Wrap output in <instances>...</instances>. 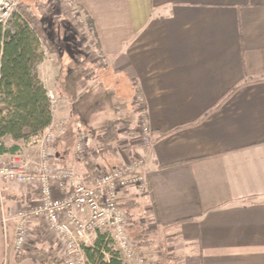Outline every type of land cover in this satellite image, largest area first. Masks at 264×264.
<instances>
[{
    "label": "crops",
    "instance_id": "crops-1",
    "mask_svg": "<svg viewBox=\"0 0 264 264\" xmlns=\"http://www.w3.org/2000/svg\"><path fill=\"white\" fill-rule=\"evenodd\" d=\"M23 1L56 9L41 19L50 46L46 40L40 75L58 98L54 124L63 130L52 162L89 182L97 169L145 160L147 191L130 188L118 202L134 211L129 217L141 215L128 232L148 264H264V0H71L93 21L86 45L63 1ZM88 44L96 57L77 67ZM239 85L199 124L160 137ZM86 100L93 119L79 109ZM141 112L152 144L142 141ZM114 120L118 138L105 151L90 134L95 127L104 136ZM5 197L13 209L38 202L34 188L16 182L5 184ZM30 232L38 242L51 236L42 220ZM52 239L48 247L57 246ZM13 241L14 233V251Z\"/></svg>",
    "mask_w": 264,
    "mask_h": 264
},
{
    "label": "built area",
    "instance_id": "built-area-1",
    "mask_svg": "<svg viewBox=\"0 0 264 264\" xmlns=\"http://www.w3.org/2000/svg\"><path fill=\"white\" fill-rule=\"evenodd\" d=\"M20 1L0 0V32L5 31ZM57 1L64 2L80 30L92 39L90 27L80 17L75 4L71 0ZM100 60L106 65L103 55ZM48 97L54 109L58 98L52 90H48ZM140 127L144 134L142 141L152 144L145 112H141ZM62 133L53 120L44 133L29 142V152L0 157V215L5 231L9 223L13 227L15 254L21 257L28 251L32 224L42 220L62 249L64 264H92L85 247H93L101 232H106L108 246L123 263L148 264L130 238V217L118 202L119 195L130 188L147 191L145 160L135 157L110 170L97 169L91 174L90 181L85 182L73 168L59 167L52 162L55 144ZM86 147L87 136L81 133L75 146L81 159ZM10 182L34 188L38 202L16 209L8 207L5 184ZM58 191L59 196L56 195ZM103 254L110 258L105 249Z\"/></svg>",
    "mask_w": 264,
    "mask_h": 264
},
{
    "label": "trees",
    "instance_id": "trees-1",
    "mask_svg": "<svg viewBox=\"0 0 264 264\" xmlns=\"http://www.w3.org/2000/svg\"><path fill=\"white\" fill-rule=\"evenodd\" d=\"M49 6L50 3L38 4L37 9L39 13L46 15ZM34 11V6H29L21 0L5 31L0 32V156L22 154L23 145L44 133L54 120L48 90L40 75L47 36L43 28H40L39 14L36 15ZM86 22L91 29L94 28L91 18H87ZM79 32L86 45L88 41L84 38L85 33ZM86 52L89 53L87 46ZM95 57L93 52L86 55L82 61L80 57L77 67H85L88 61ZM89 70L84 69V74ZM239 87L240 85L234 87L218 105L197 121L162 133L160 137L199 124L227 101ZM118 123V120H114L107 124L102 143L105 151L112 150L111 144L118 138ZM106 238V232H101L96 236L93 247H85L88 261L92 264H125L108 246ZM104 249L110 253L109 259L103 254ZM26 258L32 259L34 264H64L61 248L39 246L34 242H31L28 251L17 259L21 261Z\"/></svg>",
    "mask_w": 264,
    "mask_h": 264
},
{
    "label": "rangeland",
    "instance_id": "rangeland-1",
    "mask_svg": "<svg viewBox=\"0 0 264 264\" xmlns=\"http://www.w3.org/2000/svg\"><path fill=\"white\" fill-rule=\"evenodd\" d=\"M57 1V0H55ZM24 2V1H23ZM25 4H27V2L25 1L24 2ZM38 4H47L45 2H34L32 3V5H29V6H34V13L37 15L39 14V18H40V25H41V19L44 17V16H47V15H50L52 13V16L56 15V9L53 7H51V5L48 7V14L46 15H42L41 13H39L38 9H37V5ZM65 15H67V17L74 23H76L77 25V22H76V18L72 17V15L70 14L69 11H67V9L65 8ZM40 28H43L42 25L40 26ZM77 28H78V31H79V27L77 25ZM80 33V32H79ZM54 35V32L52 31V36ZM47 38V37H46ZM88 43L90 42V39H88L85 35L84 37ZM48 39V38H47ZM46 41V39H45ZM47 45L50 46V42L47 40ZM87 48L89 49V52L92 50L93 47H89V44L87 45ZM93 60L91 61H88V64L91 63ZM87 66V65H86ZM90 68V67H88ZM92 69L90 68L89 72H91ZM74 77L75 76H72V80L74 82V84H78V82L76 80H74ZM89 99V98H88ZM79 109L81 110V112L84 113V116L85 117H88L89 119H93L94 115L93 113H90L91 111V105L89 104V100H86V103H82L81 104V107H79ZM130 117H132V115H130ZM83 129V128H82ZM92 136V138H94V140L96 139V141H101L103 140V134L101 133V129L100 128H95L92 130V134H90ZM104 148V147H103ZM30 150L29 149H26L23 153H27L29 152ZM124 210H126L127 213H132L133 210L129 209V208H126V207H123ZM134 213V211H133ZM134 216H141L140 213H135V215H131L130 216V222H131V219L134 217ZM38 226H40L38 224ZM13 227L11 225V223L8 224L7 226V231H5V228H4V224L2 222V219L0 218V264H34L32 259H29V258H26V259H23L21 261H19L18 259H14L15 256H17L15 254V252L12 250V235H13ZM33 236V234H32ZM47 237H44L43 235L39 234L38 236V239H39V242L36 241L35 239H33L34 237L31 238V242H34L36 244H38L39 246H45V247H48V240H53L52 237H54L53 235H46ZM134 239V238H133ZM133 242L135 243L139 253L141 256L145 257L144 253H143V250H141V245L137 242H135L133 240ZM13 246H14V241H13ZM14 249V247H13ZM17 258H19L17 256ZM146 258V257H145ZM147 260V259H146ZM14 262V263H13ZM148 262V261H147Z\"/></svg>",
    "mask_w": 264,
    "mask_h": 264
}]
</instances>
